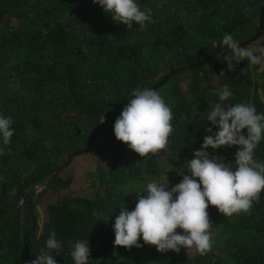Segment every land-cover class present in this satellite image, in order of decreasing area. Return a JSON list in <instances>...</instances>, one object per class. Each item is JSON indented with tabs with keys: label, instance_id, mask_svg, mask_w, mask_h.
I'll return each mask as SVG.
<instances>
[{
	"label": "trees",
	"instance_id": "16d2710c",
	"mask_svg": "<svg viewBox=\"0 0 264 264\" xmlns=\"http://www.w3.org/2000/svg\"><path fill=\"white\" fill-rule=\"evenodd\" d=\"M138 2L151 8L155 21L143 31L113 21L93 0H0V114L14 121L11 143L0 140V264H31L52 229L63 245L54 254L57 264H74L69 242L85 239L90 264H264V191L251 215L225 217L209 205L214 244L206 255L161 253L142 239L131 250L114 245L120 207L133 210L136 195L154 178L170 187L182 180L177 171H187L209 134L207 113L220 102L218 90L227 85L233 93L225 107L247 100L264 112L262 66L248 69L241 61L230 71V52L218 55L225 34L240 44L256 34L264 0ZM260 46L264 33L245 47ZM215 54L201 68L182 70ZM172 71L178 73L156 90L173 110L170 143L141 157L115 138L121 113L109 117L133 90L152 88ZM98 125L88 153L99 163L91 173L92 195L77 196L69 191L75 176L56 173L88 146ZM237 150L207 149L226 163H234ZM255 158L264 161V139Z\"/></svg>",
	"mask_w": 264,
	"mask_h": 264
},
{
	"label": "clouds",
	"instance_id": "9594fccd",
	"mask_svg": "<svg viewBox=\"0 0 264 264\" xmlns=\"http://www.w3.org/2000/svg\"><path fill=\"white\" fill-rule=\"evenodd\" d=\"M93 3L127 28L135 23L143 31L147 24L155 23L151 8L142 9L138 0H93ZM222 44L230 50L225 56L228 70L247 61L248 69L261 65L260 70L264 71V47H242L231 34L223 36ZM217 94L220 102L207 113V122L211 123L206 128L209 134L204 137L201 149L193 152V159L187 161V171L183 168L177 171L182 180L170 187L169 182L160 183L154 178L146 184L144 194L136 195L133 210L129 211L125 205L120 207L113 224L116 247L139 248L143 246L139 243L142 239L144 245L154 246L161 253L195 249L198 254L206 255L214 244L209 205L225 217L251 215L254 202H259L264 191V161L255 158V151L264 139V112H257L255 105L247 100L225 107L223 102L233 95L227 85ZM131 96L115 120V138L141 157L165 150L173 133L172 108L154 89L137 88ZM104 122L103 115L99 123ZM13 123L10 116L0 114L3 146L11 143ZM213 128L218 130L213 132ZM3 146L0 156L5 154ZM45 146L51 148L52 144L46 141ZM231 147L238 148L234 163H226L223 157L211 156L207 151ZM16 191L12 189L13 194ZM19 203L22 205L23 199ZM69 247L74 264H90L88 239L70 241ZM62 251L63 245L52 229L45 247L31 264H57L54 254L60 255Z\"/></svg>",
	"mask_w": 264,
	"mask_h": 264
},
{
	"label": "rangeland",
	"instance_id": "374dc122",
	"mask_svg": "<svg viewBox=\"0 0 264 264\" xmlns=\"http://www.w3.org/2000/svg\"><path fill=\"white\" fill-rule=\"evenodd\" d=\"M96 158H97L96 154H84V155L78 156L70 163L68 167L60 171V173L63 175H66L69 173L72 176H75V180L71 184L70 189H69L70 193L76 194L77 196H85V197L92 195L93 189H92V179L91 178L93 177L91 173L96 171L97 167L99 166V163ZM86 174L87 176H85ZM38 189L41 190V187L40 188L38 187ZM51 195H55V194H51ZM51 199H53V196L51 197ZM194 251L195 249H192L190 253H194Z\"/></svg>",
	"mask_w": 264,
	"mask_h": 264
},
{
	"label": "water",
	"instance_id": "95a60500",
	"mask_svg": "<svg viewBox=\"0 0 264 264\" xmlns=\"http://www.w3.org/2000/svg\"><path fill=\"white\" fill-rule=\"evenodd\" d=\"M263 18H264V9L261 12V21H260V26H259L258 31L256 32V34L252 38H250L249 40L245 41L244 43H241V46L242 47L243 46H246V45H249L251 43H254V42L258 41L262 37V35L264 33V19ZM228 52H230V50L225 48L223 51L218 52V55L223 56V55H225ZM216 57H217V54H215V55H213L211 57H208V58H204L202 61H200V62H198V63H196L194 65H189V66L183 68L182 70L185 71V70H194V69L201 68L202 66H204V65L212 62ZM176 73H178V71H172V72H170L158 84H156L154 87H152L150 89H154V90L159 89L168 79H170ZM126 106L127 105H124L119 111H117L116 113H114L113 115H111V117H109V118L115 117L116 115H118L119 113H121ZM98 127H99V125L97 126L96 130L92 134L91 140H90V143L88 144V146L86 148H84V149H80V150L76 151L73 154V156L71 157V159L56 174H60V171H62L64 168L68 167L70 165V163L76 157L81 156V155H84V154H88L90 152V150L92 149V147L94 145V142H95V137H96V133L98 132Z\"/></svg>",
	"mask_w": 264,
	"mask_h": 264
}]
</instances>
